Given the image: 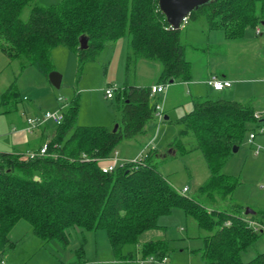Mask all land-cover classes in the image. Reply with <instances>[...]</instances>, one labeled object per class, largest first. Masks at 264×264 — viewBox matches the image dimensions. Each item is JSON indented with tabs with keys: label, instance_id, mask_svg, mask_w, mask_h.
<instances>
[{
	"label": "trees",
	"instance_id": "obj_1",
	"mask_svg": "<svg viewBox=\"0 0 264 264\" xmlns=\"http://www.w3.org/2000/svg\"><path fill=\"white\" fill-rule=\"evenodd\" d=\"M33 2L0 0L1 52L9 60H18L22 68L32 66L48 75L50 52L55 47L72 50L80 67L93 61L107 43L126 37L124 101L116 132L77 126V107L73 104L52 132L49 156L23 160L18 154L0 153V258L10 230L24 220L42 242L56 240L66 245L72 228L103 229L118 257L125 246L140 244L144 259L162 260L167 258L164 241L140 243L139 238L159 229V217L180 209L206 232L198 251L205 264H264V252L246 263L240 256L262 234L244 219H257L244 215L239 206L221 205L232 198L236 186L221 168L233 146L241 144L248 125L259 123L253 117V107L206 99L194 102L192 111L181 119L180 135H194L196 149L201 151L209 171L208 179L193 197L176 192L159 173L153 157L147 156L143 165L104 174L97 160L110 157L123 140L143 135L154 118L151 87L131 85L129 66L136 67L141 60L158 63L161 84L190 78L180 28H170L158 0H60L51 6L34 3L28 21L23 23L21 11ZM199 17L204 18L210 31H221L229 40L240 39L246 28L264 22V0H210L192 11L187 20ZM80 37L87 40L84 50L79 48ZM11 94L15 95L11 90L4 93L2 101ZM171 147L173 155L188 152L178 137ZM82 156L91 160L81 161ZM256 215L264 217V210Z\"/></svg>",
	"mask_w": 264,
	"mask_h": 264
},
{
	"label": "rangeland",
	"instance_id": "obj_2",
	"mask_svg": "<svg viewBox=\"0 0 264 264\" xmlns=\"http://www.w3.org/2000/svg\"><path fill=\"white\" fill-rule=\"evenodd\" d=\"M59 1L34 0L22 9L20 20L23 23L28 21L34 3L51 6ZM256 9L258 13L259 5ZM258 28L261 35H255L256 29L249 27L242 38L228 40L221 31H211L207 35L203 17L180 27L182 43L198 45L196 51L190 50L186 54L187 60L193 62L195 72L201 71L209 61L212 75L221 71L231 79L239 78L230 90L220 93L210 90L206 92L203 84L195 85L192 88L195 97L219 99L234 92L239 101L249 102L252 107H256L253 104L255 101L264 112V83L261 81L264 79V25L260 24ZM208 44L215 46V49L210 48V54H214L216 50L219 53L217 56L207 57ZM127 53V39L122 37L106 44L93 61L79 67L72 50L63 46L53 48L50 52L51 72L61 76L60 87L56 89L49 81L50 73L44 75L32 66L22 68L18 60H9L0 50V153H10L13 149L20 148L25 150L41 144L52 135V130L45 133L44 137L40 130L27 133L23 129L26 127V120L56 112L60 107L66 114L73 104L77 107V126L103 127L112 131L121 118ZM146 66H151V69L147 70ZM129 68L130 82L133 84L135 80L143 86L155 81L154 70H161L158 63L147 61L138 62L134 68L131 64ZM114 84L118 86V91L113 94V98H105L104 89ZM9 90L15 95L11 94L3 102L2 95ZM166 93L167 89L163 94L151 97V103L162 108L161 120L158 121L155 112L156 116L146 125L143 136L123 140L114 151L118 153L120 166L125 161L138 159L143 149H146L141 162L130 165V168L143 165L147 156L153 157L159 173L172 188L180 193L186 187L187 191L182 195L193 197L198 187L209 177L205 159L201 151L196 149L194 135L191 132L180 135L183 130L180 121L192 111L193 105L188 90L185 89L179 105L167 104L165 108L163 103ZM165 117L167 120H164ZM255 127L254 124L248 125V131L238 150L231 152L221 168L222 174L236 182L232 198L221 203L222 208L236 205L244 211L264 210V135L258 134L252 144L248 141L249 134L253 133ZM177 137L188 151L182 156L173 155L171 143ZM147 143L150 144L146 146ZM257 147L261 149L255 155ZM253 217L264 223L261 215ZM157 225L160 229L142 234L139 242L164 241L167 246V264H205L198 251L203 247L206 232L198 229L196 223L182 210L173 209L170 214L159 217ZM67 234L66 245L56 240L42 242L34 235L31 226L20 220L7 236L8 244L2 250V259L6 264H137L144 259L140 244L125 246L121 251V258L118 257L112 251L103 229L92 231L75 227ZM262 252L264 233L241 253V261L246 263Z\"/></svg>",
	"mask_w": 264,
	"mask_h": 264
},
{
	"label": "built area",
	"instance_id": "obj_3",
	"mask_svg": "<svg viewBox=\"0 0 264 264\" xmlns=\"http://www.w3.org/2000/svg\"><path fill=\"white\" fill-rule=\"evenodd\" d=\"M188 16L183 18L179 27L183 26L184 24H186L188 22L187 20ZM170 26V25H169ZM170 28H172L170 26ZM174 29V28H172ZM259 33V30H257V34ZM209 86L217 92H220L222 90H224L225 88H229L231 86V82L228 80H223V79H218V78H211L208 81ZM167 84H157L154 86H151L150 88V97L157 95V94H163L164 91H166L167 89ZM118 89L115 85H109L104 89V96L107 99H111L113 98V94L115 92H117ZM61 99H58V101H60ZM161 111L162 108L159 105H155V111H154V116H156L155 112L157 113V118L158 121L161 120ZM254 119L259 121V123L256 125L255 129H253V133L249 134V138L248 141L249 143H253L254 139L256 138V136L258 134L260 135H264V112L263 113H258V112H254L253 115ZM64 120V113L62 112V107H60L59 110H57L56 112H48L45 113L44 115H41L40 117L36 118V119H27L26 120V127L24 128V131H26L27 133H32L37 129H41V128H57L59 125L62 124ZM49 141L47 140L45 142L42 143V145L39 147V149H37L36 151H29L26 152L24 154L20 155V158L23 160H32L38 157H44V156H49L48 154V149H49ZM260 147H257L254 152L255 155H258L260 152ZM52 158H56V154H51L50 155ZM143 155L140 154V156L138 157V159L136 160H131V161H125V163H123L122 165L119 166V162L120 160L118 159L117 153L113 152L112 155L106 159H100L97 160V164L99 165V169L101 170L102 173L106 174V173H112L113 171H115L117 168H123L125 166H130L132 164H139L141 162V160ZM91 159L86 158L85 156H82L81 161H90ZM104 160H108V164L106 165H102V161ZM187 191V188L184 187L180 193L184 194ZM245 222H247V224L249 225L250 228H252L254 231H261L262 233H264V227L260 226L258 223L250 220V219H244ZM226 225H229V222L226 223ZM0 264H6L5 261L0 258ZM137 264H167V258L164 257L162 258V260H157L154 259L153 257H149V258H145L142 261L137 262Z\"/></svg>",
	"mask_w": 264,
	"mask_h": 264
},
{
	"label": "crops",
	"instance_id": "obj_4",
	"mask_svg": "<svg viewBox=\"0 0 264 264\" xmlns=\"http://www.w3.org/2000/svg\"><path fill=\"white\" fill-rule=\"evenodd\" d=\"M189 23V22H188ZM188 23H187V25H188ZM261 25H263L262 23H261ZM259 27V26H258ZM258 27H256L255 29H256V33H255V35H261V32H260V29L258 28ZM257 30H259V33L257 34ZM246 31V30H245ZM205 32H206V34L208 35L209 34V32H211L209 29H208V27H207V24H206V29H205ZM224 35V34H223ZM244 35H245V33H244ZM225 37V36H224ZM229 40V39H228ZM182 42V41H181ZM108 44V43H107ZM185 45H186V54H187V52L188 51H196V49H198V45H195V44H192V43H188V42H185L184 43ZM213 48L214 47V49H215V46L214 45H207V48H208V50H207V57H211V56H217L219 53H218V51H216L215 50V53L214 54H210V48ZM186 54H185V56H186ZM126 59V58H125ZM187 59V58H186ZM142 61V60H141ZM141 61H139V62H141ZM189 63H190V78L187 80V81H181V82H173V83H169L168 84V86H167V93H166V95H165V99H164V103H163V106L165 105V108H166V106H167V104H171V105H179L180 104V102H181V100L183 99V97H184V94H185V89L186 90H188V93H189V97L191 98L190 99V102L192 103V105L194 104V102H196V101H201V100H206V99H209L208 97H205V98H201V97H195L194 96V94L192 93L193 91H192V88H193V86H195V85H198V84H203V85H205V87H206V92H209V90L210 91H212V92H214V93H220V92H223L224 90H230L231 88H232V85H233V83L234 82H237V81H239V78L237 79V80H235V79H231V78H229L226 74H224V73H221V71H218V73H217V71H216V75H212V72H211V69H210V62L209 61H207L206 63H205V65L202 67V69H201V71H199V72H197V70H196V72H195V70H193V62L192 61H189V60H187ZM149 63H152V62H149ZM138 64V63H137ZM124 66H125V62H124ZM137 66V65H136ZM153 67H155V66H153ZM146 69L147 70H149V69H151V66H146ZM155 71V81L154 82H152V83H150L149 85H147V86H154V85H157V84H161V83H159L157 80L159 79V76H160V72H161V70H154ZM195 72V73H194ZM195 74V75H194ZM213 77H215V78H218V79H223V80H228V81H230L231 82V86L229 87V88H225L224 90H222V91H220V92H217V91H214L210 86H209V84H208V81L211 79V78H213ZM124 81H125V78H124ZM262 81V83H264V79H262L261 80ZM130 84L131 85H133V86H136V87H145V86H143V85H140L139 83H137V82H135V80H134V83L132 84L131 82H130ZM116 87H117V89H118V86L116 85V84H114ZM120 90V89H119ZM122 91L124 92V89H122ZM155 96V95H154ZM152 97V96H151ZM174 102H173V101ZM209 100H226V101H235V102H239V103H242L241 101H239L240 99H238V97H237V94H235L234 92H229V94L227 95V96H225L224 98L223 97H221V98H219V99H209ZM254 103L253 104H255V106L256 107H253V109H254V112H258V113H263L262 112V108L258 105V103H255V101H253ZM176 103V104H175ZM246 104V103H245ZM247 104H249V102H247ZM165 120V119H164ZM167 120V119H166ZM24 129V128H23ZM37 130H40V132H41V135H42V137H44V135H45V133H47V132H49V131H51L52 130V132H53V128H48V127H45V128H41V129H37ZM37 130H35V131H37ZM32 133H34V132H32ZM145 134V133H144ZM143 134V135H144ZM143 135H139V136H137L136 138H138V137H141V136H143ZM52 136V135H51ZM51 136L49 137V138H47V139H45L43 142H45V141H47V140H50V138H51ZM130 140V139H129ZM255 140V139H254ZM43 142H41V144H39V145H37V146H35V147H27V149H25V150H23L22 148H20V149H13L10 153L11 154H18V155H21V154H24V153H26V152H29V151H36L37 149H39V147L42 145V143ZM150 143H147L146 144V146L147 145H149ZM144 150H146V149H143V151L141 152V154L143 155V153H144ZM115 152V151H114ZM117 153V152H116ZM112 155V154H111ZM117 156H118V153H117ZM119 159V158H118ZM106 164H108V160H104V161H102V165H106ZM253 216V215H252ZM247 219V218H246ZM252 221H254V222H256V223H258V220H252ZM260 226H262V227H264V223H262V224H259ZM160 229V228H159ZM263 234V233H262ZM146 242V241H145ZM260 254V253H259Z\"/></svg>",
	"mask_w": 264,
	"mask_h": 264
},
{
	"label": "water",
	"instance_id": "obj_5",
	"mask_svg": "<svg viewBox=\"0 0 264 264\" xmlns=\"http://www.w3.org/2000/svg\"><path fill=\"white\" fill-rule=\"evenodd\" d=\"M210 0H158V8L164 15L166 22L175 30H179V25L183 18L187 17L192 11L200 6L208 3ZM264 25V22L262 23ZM79 48L84 50L87 48V40L83 37L79 38ZM51 85L58 89L61 83V76L56 72L49 74ZM167 118L165 117V120ZM118 125L114 127L112 132H116ZM238 146H233L232 152H236ZM37 180V178H35ZM255 212L251 209H246L244 215H254Z\"/></svg>",
	"mask_w": 264,
	"mask_h": 264
}]
</instances>
